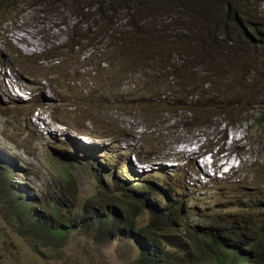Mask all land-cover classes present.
Masks as SVG:
<instances>
[{"label": "rangeland", "instance_id": "1", "mask_svg": "<svg viewBox=\"0 0 264 264\" xmlns=\"http://www.w3.org/2000/svg\"><path fill=\"white\" fill-rule=\"evenodd\" d=\"M55 1L0 11V264H139L141 242L97 227L142 191L181 211L174 232L154 234L187 254L177 264L193 263L195 227L264 222V42L224 36L222 0H74L78 14ZM99 3L110 11L94 14ZM250 10L264 14V0ZM152 18L168 31L136 61L104 50L105 30L114 40ZM151 218L143 209L136 230ZM61 223L67 237L49 235Z\"/></svg>", "mask_w": 264, "mask_h": 264}, {"label": "trees", "instance_id": "2", "mask_svg": "<svg viewBox=\"0 0 264 264\" xmlns=\"http://www.w3.org/2000/svg\"><path fill=\"white\" fill-rule=\"evenodd\" d=\"M19 1L21 0H0V11L4 7L8 9ZM71 1L75 14L80 13V9H78L79 6L76 5L74 0ZM259 1L260 0L221 1L226 5V8L228 7L226 16L222 19V29L225 37L229 36L228 30H230L231 32L238 33L241 39L246 41L250 47L254 46L252 43L253 40L256 42H264V14L261 12L258 13L256 10H250L251 5L255 6V3ZM57 2L58 1H55L52 4L50 0H46V4L51 5V7ZM120 2H122L120 7L124 6V3L130 4L128 0H122ZM99 5L100 6L96 7L97 9L94 14H100V12L103 11L102 15H104L105 11H110L104 8L103 4L99 3ZM120 7L115 4L114 8H112L115 15L121 12L122 8ZM115 10L117 12H115ZM94 14L91 13L90 16ZM151 20L154 27H157V32L145 30L140 35H137L144 25H149ZM154 20L155 19L152 18L148 22L143 21L141 23H135V31L132 28L133 25H129L127 27L129 32L127 34L118 33L114 40L109 38L107 30H105V32H103V38L108 40L105 41L104 50L122 54L125 63L136 61L138 54L143 52L145 47L150 46H145L146 40L149 38L150 40L152 38L158 40L164 32L168 31V29H164L161 22L156 24ZM111 21L112 20H110L109 23ZM139 21H141V19L137 22ZM100 38V36L91 37V30L86 32L84 36V40L91 39L93 42H96ZM66 44L61 48V51L77 49L80 43L73 44L72 46H67ZM212 49L221 51L219 49L217 50V48ZM174 104L175 103L171 105L174 107ZM191 105L192 104H189V106ZM95 172V177H97L99 169L95 170ZM137 196L139 197L129 196L126 199L114 203L113 207L119 208L121 213L116 210L111 212L107 211V213L104 214V219L98 220L97 231L100 233L106 231L108 234L107 239L109 240L118 237H127V239L133 240L138 246L141 242L142 245L138 248L139 264H177L175 260L178 257L184 258L187 254L184 251H180V253L174 256L169 255L165 248L154 238V234L159 232L158 235L162 234L164 236L165 234L174 232L175 220L170 216L177 218L178 215L181 214V211L177 206L174 207L172 211L158 207L144 197L143 191ZM167 199L169 202V195H167ZM164 200L167 201L165 197ZM121 205L123 209H121ZM143 209H148L152 215L149 221L150 225L146 228L136 230L135 219L137 214ZM207 226L210 228L208 229ZM68 227L66 223H61L60 227L54 229L49 235L56 236L59 239L62 237L66 238L69 232ZM186 237L188 238H184L183 243L189 241V251L194 254L192 264H261L264 262V222L259 225H253L246 221L229 220V218L225 220L217 219L215 223L206 224L202 227H195ZM32 242L38 246L53 245L59 248L63 247L65 243V241ZM176 242L177 241L171 243L172 249L176 247ZM179 244H181V242Z\"/></svg>", "mask_w": 264, "mask_h": 264}, {"label": "bare ground", "instance_id": "3", "mask_svg": "<svg viewBox=\"0 0 264 264\" xmlns=\"http://www.w3.org/2000/svg\"><path fill=\"white\" fill-rule=\"evenodd\" d=\"M223 138V137H222ZM186 153V152H185ZM185 155H187V154H185ZM190 156V155H189ZM207 158V157H206ZM193 162V161H192ZM210 162V161H209ZM225 162V161H224ZM222 163V164H226L227 162H225V163ZM211 163V162H210ZM226 165H224V167H225Z\"/></svg>", "mask_w": 264, "mask_h": 264}, {"label": "clouds", "instance_id": "4", "mask_svg": "<svg viewBox=\"0 0 264 264\" xmlns=\"http://www.w3.org/2000/svg\"><path fill=\"white\" fill-rule=\"evenodd\" d=\"M208 155H211V153H207Z\"/></svg>", "mask_w": 264, "mask_h": 264}]
</instances>
